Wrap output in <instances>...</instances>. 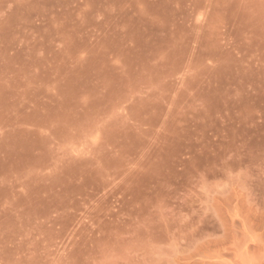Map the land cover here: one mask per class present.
I'll return each mask as SVG.
<instances>
[{
	"label": "rangeland",
	"instance_id": "obj_1",
	"mask_svg": "<svg viewBox=\"0 0 264 264\" xmlns=\"http://www.w3.org/2000/svg\"><path fill=\"white\" fill-rule=\"evenodd\" d=\"M0 264H264V0H0Z\"/></svg>",
	"mask_w": 264,
	"mask_h": 264
}]
</instances>
